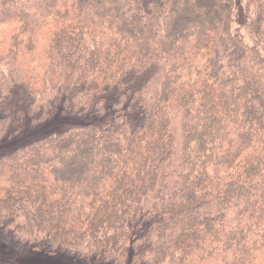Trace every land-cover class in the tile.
Segmentation results:
<instances>
[{"label":"trees","instance_id":"obj_1","mask_svg":"<svg viewBox=\"0 0 264 264\" xmlns=\"http://www.w3.org/2000/svg\"><path fill=\"white\" fill-rule=\"evenodd\" d=\"M0 0V233L90 264H264V0ZM244 31L251 45L245 42Z\"/></svg>","mask_w":264,"mask_h":264},{"label":"rangeland","instance_id":"obj_2","mask_svg":"<svg viewBox=\"0 0 264 264\" xmlns=\"http://www.w3.org/2000/svg\"><path fill=\"white\" fill-rule=\"evenodd\" d=\"M147 1V0H142ZM233 29H239L244 20L245 1L233 0ZM245 42L251 45L244 31ZM96 122L94 117H55L51 122L42 123L32 129H27L18 135L3 140L0 143V156L8 154L15 148L27 144L49 133H59L71 126H87ZM0 264H90L70 260L60 255H45L37 252L17 248L10 239L3 238L0 233Z\"/></svg>","mask_w":264,"mask_h":264}]
</instances>
